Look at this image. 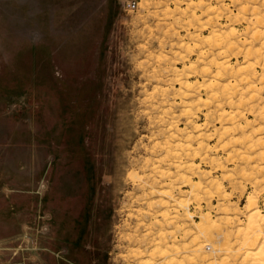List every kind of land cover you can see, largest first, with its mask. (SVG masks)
<instances>
[{
    "label": "rangeland",
    "instance_id": "obj_1",
    "mask_svg": "<svg viewBox=\"0 0 264 264\" xmlns=\"http://www.w3.org/2000/svg\"><path fill=\"white\" fill-rule=\"evenodd\" d=\"M6 149L0 264H264V0H0Z\"/></svg>",
    "mask_w": 264,
    "mask_h": 264
},
{
    "label": "crops",
    "instance_id": "obj_2",
    "mask_svg": "<svg viewBox=\"0 0 264 264\" xmlns=\"http://www.w3.org/2000/svg\"><path fill=\"white\" fill-rule=\"evenodd\" d=\"M8 136L7 134L5 138L8 139ZM23 162L20 163L19 157L15 158L9 149H6L4 153L0 150V223L9 222L10 213L13 214L15 207L19 211V207L24 205L19 199L20 194L26 189L25 164ZM33 194L37 195V191H34ZM22 227L24 228V224ZM19 233V226L16 233L13 232L11 235L6 234L2 229L0 237L17 236Z\"/></svg>",
    "mask_w": 264,
    "mask_h": 264
},
{
    "label": "bare ground",
    "instance_id": "obj_3",
    "mask_svg": "<svg viewBox=\"0 0 264 264\" xmlns=\"http://www.w3.org/2000/svg\"><path fill=\"white\" fill-rule=\"evenodd\" d=\"M257 217H259V212L258 211H254L250 215V219H249V233L251 232L254 236L255 235L259 236V235L263 234L260 226L257 225V222H255V219ZM202 233H205V232L202 231ZM161 252H162L161 250L158 251V253L160 255H164ZM258 253L260 254L261 260L264 262V242H263V245L261 246V248L259 249Z\"/></svg>",
    "mask_w": 264,
    "mask_h": 264
},
{
    "label": "built area",
    "instance_id": "obj_4",
    "mask_svg": "<svg viewBox=\"0 0 264 264\" xmlns=\"http://www.w3.org/2000/svg\"><path fill=\"white\" fill-rule=\"evenodd\" d=\"M128 7H129V8H135V5L128 4Z\"/></svg>",
    "mask_w": 264,
    "mask_h": 264
}]
</instances>
